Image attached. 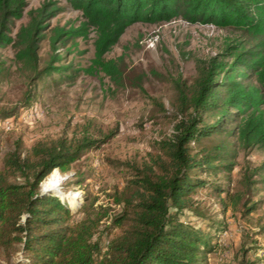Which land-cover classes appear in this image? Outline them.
Listing matches in <instances>:
<instances>
[{
	"label": "trees",
	"instance_id": "1",
	"mask_svg": "<svg viewBox=\"0 0 264 264\" xmlns=\"http://www.w3.org/2000/svg\"><path fill=\"white\" fill-rule=\"evenodd\" d=\"M67 1L83 19L77 26L50 28V54L39 68L38 50L48 20L61 8L44 1L28 11L29 21L12 35V24L22 18L27 0H0V49L9 45L14 49L15 62L30 81L66 70L69 66L56 64L63 58L59 48L69 52L91 30L94 57L82 71L103 72L119 83L124 77L123 56L106 59L105 54L135 22L181 17L191 24L239 30L246 39L227 44L222 53L208 59H195L197 75L192 83L174 80L173 132L159 140L157 150L140 165L132 166V178L114 198L121 206L116 214L82 205L84 216L74 221L66 202L40 188L53 170L67 171L116 131L99 138L83 134L41 139L27 149L16 142L0 169V264H207L221 223L196 227L182 220L181 214L197 209L192 195L208 186L201 175L222 167L228 151L225 144L202 145L194 151L193 144L225 134L234 135L245 148L264 147V0ZM143 76L136 82L139 87ZM34 89L26 90L19 106L0 108V121L16 116L20 107H29ZM257 169L264 172V162ZM255 206L252 203L245 212ZM106 218L109 222L104 224ZM113 227L119 232L107 239ZM245 252L239 264H254Z\"/></svg>",
	"mask_w": 264,
	"mask_h": 264
},
{
	"label": "rangeland",
	"instance_id": "2",
	"mask_svg": "<svg viewBox=\"0 0 264 264\" xmlns=\"http://www.w3.org/2000/svg\"><path fill=\"white\" fill-rule=\"evenodd\" d=\"M44 1L55 2L61 10L48 20L38 50L39 68L50 54V28L77 26L83 19L67 0H27L22 18L12 24V35L29 21L28 11ZM94 38L91 30L87 38H78L69 52L60 47L63 58L56 64L69 67L35 81L19 68L10 45L0 49V108L19 106L26 90L35 87L29 107H20L16 116L0 121V169L16 142L27 149L41 139L83 134L99 138L116 131L99 148L71 163L67 171L53 170L50 174L57 171L61 176L56 188L43 187L50 174L40 184L44 193L57 194L67 203L74 221L84 216L82 205L93 211L106 208L110 215L120 211L114 198L132 178V166L140 165L157 150L156 143L173 132L174 80L192 83L197 75L195 59L218 55L227 44L245 41L246 35L230 27L191 24L181 17L157 23L135 22L105 54L106 59L123 56L120 83L103 72L82 71L94 57ZM141 74L139 87L136 82ZM233 136L222 134L193 144L194 151L202 145L225 144L228 154L216 172H203L201 177L208 186L192 195L198 207L185 211L181 218L201 228L221 223L222 229L214 234L216 242L212 241L207 253V264H239L243 250L254 264H264V172L257 169L264 162V147L245 148ZM252 203H256L255 209L246 213ZM102 222L108 223L109 218ZM118 232V228H111L107 239Z\"/></svg>",
	"mask_w": 264,
	"mask_h": 264
},
{
	"label": "bare ground",
	"instance_id": "3",
	"mask_svg": "<svg viewBox=\"0 0 264 264\" xmlns=\"http://www.w3.org/2000/svg\"><path fill=\"white\" fill-rule=\"evenodd\" d=\"M61 180V176L56 172L50 174L48 176V178L43 182V187L52 189V188H56Z\"/></svg>",
	"mask_w": 264,
	"mask_h": 264
},
{
	"label": "water",
	"instance_id": "4",
	"mask_svg": "<svg viewBox=\"0 0 264 264\" xmlns=\"http://www.w3.org/2000/svg\"><path fill=\"white\" fill-rule=\"evenodd\" d=\"M41 192H42V193H44V192H45V190H41Z\"/></svg>",
	"mask_w": 264,
	"mask_h": 264
}]
</instances>
